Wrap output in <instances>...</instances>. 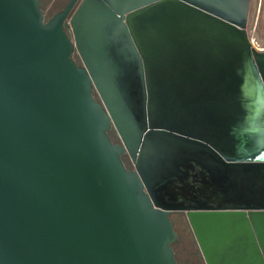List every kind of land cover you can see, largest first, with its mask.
<instances>
[{
    "label": "water",
    "instance_id": "95a60500",
    "mask_svg": "<svg viewBox=\"0 0 264 264\" xmlns=\"http://www.w3.org/2000/svg\"><path fill=\"white\" fill-rule=\"evenodd\" d=\"M251 5L0 0V264H179L176 212L206 264H264Z\"/></svg>",
    "mask_w": 264,
    "mask_h": 264
},
{
    "label": "rangeland",
    "instance_id": "374dc122",
    "mask_svg": "<svg viewBox=\"0 0 264 264\" xmlns=\"http://www.w3.org/2000/svg\"><path fill=\"white\" fill-rule=\"evenodd\" d=\"M60 0H44L43 10L50 11L54 5H59ZM260 6L259 13L257 8ZM52 16V15H51ZM50 16V17H51ZM49 15L47 19L50 18ZM249 34L256 39L259 46H264V0H252L251 14L249 19ZM80 62L78 55H75ZM115 143H121L120 137L115 130L110 132ZM123 160L130 168H134L129 155H124ZM178 239L173 244L175 256L179 264H206L201 249L195 238L185 213L176 212L171 215Z\"/></svg>",
    "mask_w": 264,
    "mask_h": 264
},
{
    "label": "flooded vegetation",
    "instance_id": "af4514ba",
    "mask_svg": "<svg viewBox=\"0 0 264 264\" xmlns=\"http://www.w3.org/2000/svg\"><path fill=\"white\" fill-rule=\"evenodd\" d=\"M41 1V6H43L44 4V1L40 0ZM70 0H60L59 1V5H54V7L52 9H50V11H47L45 12L44 10V13H45V17L47 19V16L49 15L50 18H48L47 20H50L52 19L55 15H57L59 12L63 11L65 9V7L67 6V4L69 3ZM43 9V7H42ZM130 168V167H128ZM131 169V168H130Z\"/></svg>",
    "mask_w": 264,
    "mask_h": 264
},
{
    "label": "bare ground",
    "instance_id": "6f19581e",
    "mask_svg": "<svg viewBox=\"0 0 264 264\" xmlns=\"http://www.w3.org/2000/svg\"><path fill=\"white\" fill-rule=\"evenodd\" d=\"M257 10H258L257 12L259 13V11H260V6H258Z\"/></svg>",
    "mask_w": 264,
    "mask_h": 264
},
{
    "label": "crops",
    "instance_id": "0c3cea01",
    "mask_svg": "<svg viewBox=\"0 0 264 264\" xmlns=\"http://www.w3.org/2000/svg\"><path fill=\"white\" fill-rule=\"evenodd\" d=\"M42 1H44V0H42Z\"/></svg>",
    "mask_w": 264,
    "mask_h": 264
}]
</instances>
